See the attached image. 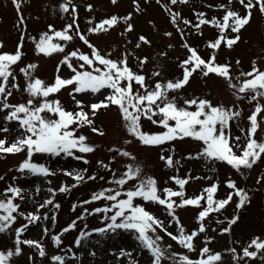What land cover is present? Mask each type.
Segmentation results:
<instances>
[{"label": "rangeland", "instance_id": "1", "mask_svg": "<svg viewBox=\"0 0 264 264\" xmlns=\"http://www.w3.org/2000/svg\"><path fill=\"white\" fill-rule=\"evenodd\" d=\"M65 0H21V9L26 20V31L23 33V47L21 51L23 56L21 60L13 66V72L16 77L15 83L19 84L20 90H12V95L8 99L10 104L26 103L30 97L24 91L27 81L20 69L29 64H36L38 67L34 72V76L45 81L46 84L54 83L55 78L59 75L61 78H70L73 73L66 65L61 66L57 73V66L67 53L79 50L82 53L91 55V49L87 47L78 37L70 42L54 40V43H61L65 46L64 53H53L51 56L37 54L33 39L39 40L41 35L48 32L49 25L56 31H61L69 23H72L71 13L64 14L61 12V4ZM77 8V20L80 32L85 34L89 41L96 46L102 55L108 56L113 60H120L123 54L128 53V65L133 71L139 72L147 77L149 86H154L157 81L167 82L175 81L182 78V68L180 63L185 60L189 53L184 47L187 43L195 48L198 53L207 60L212 53V49L207 47L209 41H215L219 35L216 27L204 25L199 32L183 23V20H189L195 25L198 18L195 13H204L206 19L217 18L222 21L225 14L220 6L225 5L233 11L240 13L241 16L246 14L245 9L238 3V0H232L229 4L228 0H189L188 4L171 5L170 0H118L113 4L111 0H72ZM91 5L92 10H88ZM137 5L139 10H137ZM164 6H168L172 11L180 14L178 21L179 28L184 30V38L182 39L176 25L171 22L169 13ZM131 15L128 22L133 26L131 32H126V24L118 23L107 33L94 34L88 29L102 22L104 19L116 16L124 18ZM91 21V23H89ZM19 23L17 10L12 0H0V41L4 47L0 48V52L15 53L17 46L21 40V28ZM202 32L203 34H199ZM123 33V35H122ZM165 33L172 35L166 36ZM51 34V33H50ZM74 35V32L72 33ZM237 33L231 30L225 32L228 38H234ZM240 40L232 49H228L223 44L216 53L217 63L231 64V74L233 77L240 76L241 72H249L252 70L253 61L261 71H264V15L258 9H253L250 23L245 26L240 33ZM146 37L150 42L149 45H143L139 48L136 44L139 37ZM166 53V55H164ZM137 57H147V64L142 69L137 61ZM237 60L240 61L237 64ZM73 66L81 63L76 58L72 59ZM160 72V76H153V72ZM243 79V77H241ZM13 81L9 79V85ZM235 82V81H234ZM74 86L62 89L59 93L51 95L49 100H59L62 107L71 112H77L75 100L69 94ZM107 94V90H102L97 95L90 93L77 94L75 99L84 102V111H89L88 105L98 102ZM169 96H175L178 105L183 106V99H191L193 97L206 98L213 105H223L226 108H233L240 111L239 118L231 122V135L233 137L240 136V144L245 143V137L241 129L247 131L249 128V116L252 114L256 102H249L247 98L237 99L227 83L214 75L207 78H201L199 73L193 75L189 84L178 92L169 93ZM39 104V100L36 101ZM264 105V98L259 100ZM7 112H0V128L8 127L9 133H0V139L7 138L8 144H11L20 135L16 122L7 123L4 120ZM54 118V117H53ZM264 118V112L258 116V121ZM94 124L105 132L104 136L97 135L90 128L84 127L77 131V135L86 136L87 143L95 146L93 153L80 154L89 163L75 160L71 157L53 158L45 154H34L33 162L43 164L50 168L55 175L33 176L27 172L18 171L20 165L27 158L26 150L18 154L0 153V199H5L2 195L4 191L11 185L22 189L23 199H17L15 203L19 204V212L27 215L28 213L37 214L41 220L29 225L21 236L22 240L38 241L44 248L46 255L41 258L35 247H29L21 244L22 254L14 256L10 264H53L52 257L62 256L65 258V264H129L130 260H134L137 264H152V257L149 252L142 248L140 243L135 239V234L118 230L116 233H109L106 236L93 234L87 240H82L79 247L76 246V240L81 232H91L105 226L106 221L102 223L103 213L96 215H86L84 219H79L85 209L91 213L94 209L104 207L110 202L101 200L89 204H83L84 201L90 200L93 193H98L106 188H116L117 185L109 183V181L119 178L126 170L127 165L140 166L142 176H151L157 181L159 189L171 188L179 190L178 186L172 181L171 177L179 175L185 178L190 175L191 179L185 186L186 198L200 196L205 188L213 184L219 185L217 192L214 194L216 200L227 199L232 189L226 187L229 179L236 183L238 188L247 191L250 202L244 207L238 209V197L232 196L231 202L219 212L212 213L204 222L207 228L205 233H201L193 241L196 251L188 252L175 241L171 240L164 232L157 230L158 235L163 237L160 242L161 248L166 250V254L171 256L172 253L187 255L193 260L200 258V249L207 246L212 253L222 254V264H264V260L260 256H264L262 251L258 257L253 260L243 258L238 262L233 259L232 248L242 255V250L248 247L250 242L259 237L264 241V157L251 170L242 169L237 172L226 163L214 162L205 163L203 159H185L188 155H195L200 151L202 144L193 141L190 138L185 140H177L171 144H164L159 147H148L141 145L138 141L130 137L121 120L120 113L116 107H110L107 110L101 109L95 116ZM143 131L148 133H160L164 129L153 125L151 121L141 120ZM75 127V125L73 126ZM258 141L264 142V123L256 134ZM125 140H132V143L125 144ZM7 146V145H6ZM118 147L132 153L136 159L121 157L116 152H110L109 148ZM174 148V153H170L168 149ZM173 155L174 161L180 163L175 168H168L165 162L160 159L161 155ZM239 154V151H237ZM115 161L110 163L111 171L101 167L98 163L103 161L109 164L112 158ZM86 170V171H85ZM65 171L82 172L85 176V182L78 187L71 188L68 193H60L61 186L67 185L71 187L75 181L67 175ZM115 173V176H113ZM95 175V180H88L87 177ZM103 177V179H101ZM196 177H202L196 179ZM138 181H131L129 185H125V189L134 186ZM39 189V191H37ZM49 189L56 190L54 203L60 205L59 209L49 205L44 208L39 206L50 198ZM123 198V197H121ZM179 202V198H175ZM135 203L143 204L147 211L161 220L168 232L178 235V227L176 222L170 217L166 210L153 203H144L136 200ZM203 204V201L201 202ZM73 205H77L73 211ZM82 205V206H81ZM39 209V211H37ZM200 208L185 207L177 209L176 215L183 224L186 233L190 234L199 228L197 216ZM55 214V222L52 219ZM45 215L48 219H44ZM108 215H111L109 213ZM238 216L239 219L231 225V232L221 234L222 230L229 227V221ZM73 221H76L74 230L64 232L61 235L62 243L57 247L52 237L62 233V230L68 227ZM217 221H221L218 223ZM28 223L23 216H17L15 224L7 233L0 234V251L15 248V229ZM45 228L48 229L45 233ZM211 239V243L205 245L206 239ZM171 245V248L168 246ZM71 249V251H68ZM121 250L131 253V257H120ZM250 251H255L250 248ZM94 252L95 256L90 253ZM73 254L75 259H73ZM118 257H120L118 259ZM31 258V259H30ZM149 258L148 260H146ZM162 264H172L171 260H163Z\"/></svg>", "mask_w": 264, "mask_h": 264}, {"label": "snow or ice", "instance_id": "2", "mask_svg": "<svg viewBox=\"0 0 264 264\" xmlns=\"http://www.w3.org/2000/svg\"><path fill=\"white\" fill-rule=\"evenodd\" d=\"M111 2L116 4L118 0H111ZM12 3L17 10L19 20L17 27H23L21 28V40L16 52H0V112H7L4 117L7 123H17L20 135L11 144H8L6 137L0 139V153L18 154L26 150L27 158L18 168L19 172H27L33 176L44 177L55 175L49 167L33 162L34 154H45L53 158L63 155L82 161L85 164L89 163L88 160L84 159L83 155H76V153H93L96 148L87 143L88 138L86 136L77 135V131L80 128L88 127L93 133L104 136L105 132L94 124L95 116L101 109L107 110L113 106L118 109L127 134L143 146L159 147L164 144H171L173 141H182L190 138L193 141L200 142L202 147L195 155H188L185 159H203L205 163L222 162L237 172H241L242 169L251 170L264 157V142L256 139V134L261 124L264 123V118L258 121V116L264 112V105L259 103V100L264 98V71H261L256 62L253 61L251 71L241 72L240 76L233 77L231 64H219L216 58V53L222 44L228 49H232L239 42L240 36L238 34L250 23L253 9H258L264 15V0H238V3L246 11L243 16L225 5H221V10L225 11L222 21L217 18L206 19L204 13H195L198 18V22L195 25L189 20H183L185 25L195 28L198 32L204 25L216 27L219 30L217 39L214 42L209 41L207 44V47L213 51L209 58L205 60L195 48L185 43L184 47L188 50L189 55L180 63V67L183 70L182 78L163 83L157 81L154 86H149L145 75L133 71L129 67L128 53L123 54L120 60L109 58L110 53L108 56L102 55L87 36L80 32L79 25L76 23L78 18L77 8L72 3V0H65L60 6L61 12L64 14L71 13L72 23L67 24L61 31H56L49 25L48 32L43 33L39 40L32 38L37 54H43L47 57L53 55V53H64L65 46L53 41L70 42L75 37H78L91 49V55L82 53L79 50L67 53L60 65L57 66V73H59L61 66L66 65L73 75L67 79L57 75L51 85L46 84L45 81L33 75L38 65L29 64L21 68L20 72L27 81L24 91L30 97L26 103L21 104H10L8 99L11 97L13 89L20 90L19 84L15 83L16 77L13 72V66L23 56L21 51L24 39L23 33L26 31L27 25L25 17L20 11L21 0H12ZM157 3H160V0H157ZM178 3L188 4L189 0H170L171 5ZM228 3L231 4L232 0H228ZM164 7L170 15L171 22L177 26L183 39L184 30L180 29L178 24L180 14L172 11L168 6ZM88 10H92L91 5L88 6ZM137 10H139L138 5ZM121 19L127 25L125 31L131 32L133 26L128 23L131 20V15L124 18L113 16L104 19L88 29V31L94 34L107 33L120 23ZM228 30H231L232 33H237V35L234 38H228L225 36V32ZM73 32L74 35L72 34ZM199 34L202 35L203 33L200 32ZM165 35L170 37L172 34L165 33ZM141 44L150 46L151 42L146 37L140 36L136 47L139 48ZM3 47V42L0 41V48ZM73 58H76L81 63L73 66L71 62ZM136 59L141 69L148 62L147 57H137ZM236 63L239 64L240 61L237 60ZM196 73H199L201 78L214 75L223 79L228 87L233 90V94L237 99L247 98L249 102H256V106L248 118L249 128L247 131L241 129L245 137L243 145L239 143L241 140L240 136L233 137L231 135V122L240 117V111L226 108L223 105H213L210 100L200 97L183 99V106H180L175 96H169V93L178 92L185 88ZM152 75L158 77L161 74L157 71L153 72ZM10 78L13 81L11 85H9ZM70 86L74 87H72L69 94L75 100L79 109L75 113L65 110L59 100L48 99L51 95L59 93L62 89ZM105 89L107 94L104 95L103 99L88 105L91 116H89V112L84 111V102L75 99L77 94L90 93L97 95ZM37 100H39V104L36 103ZM142 118L151 121L153 125L164 129V131L160 133L143 131ZM74 125L75 127H73ZM10 131L6 126L0 128V133H9ZM130 143H132V140H125V144ZM109 151L116 152L117 155L131 160L136 159L132 153L122 148L111 147ZM168 151L174 153L175 149L171 148ZM237 151H239V154H237ZM160 159L165 162L168 168H175L180 163L179 161H174L172 154L168 156L162 154ZM114 161L115 157L112 158L109 164H105L103 161L98 163L101 167L111 171L110 163ZM141 173L142 169L140 166L127 165L126 170L119 178L109 181V183L117 185L116 188H106L98 193H93L90 200L83 202V204H89L104 200L110 203L104 207L94 209L91 213L85 209L79 219H84L86 215L103 213L102 223L105 221L107 223H105L104 227L93 229L91 232H81L75 242L76 246L79 247L82 240H87L93 234L106 236L109 233H116L118 230H122L135 234V239L152 257V264H162L165 259L171 260L172 264H222V254L212 253L207 246L200 249V258L197 260L178 253H172L171 256L167 255L166 250L160 246L163 237L158 235L157 230L164 232L171 240L188 252H194L196 248L193 241L201 233L207 231L204 223L206 219L212 213L224 209L231 202L233 195L238 197L237 208L244 207L246 203L250 202L247 191L238 188L236 183L229 179L226 187L233 191L229 193L227 199L216 200L214 198V194L219 187L218 183L205 188L200 196L186 198L185 186L191 179L190 175L185 178H181L179 175L171 177L179 189L173 190L171 188L159 189L155 178L142 176ZM64 175L70 176L75 183L71 187L67 185L61 186L59 189L60 193H68L71 188L78 187L82 182H85V176L82 172L65 171ZM113 176H115V173H113ZM201 178L196 177V179ZM87 179L95 180L96 176L92 175L87 177ZM260 179H264V177L258 178L257 183L260 182ZM131 181L138 182L134 186L125 189V185H129ZM49 192L50 198L46 199L39 208L51 205L53 208L59 209L60 205L54 203V198L57 194L56 190L49 189ZM2 195L5 199H0V234L9 231L12 225L15 224L17 216H23L28 223L15 229V248L14 250L0 251V264H10L14 256L21 255V244L35 247L39 252V256L43 258L46 253L38 241L21 239L29 225L40 221L41 217L33 213L25 215L19 212L20 206L15 201L23 199L21 188L10 185ZM177 197L179 202L175 199ZM136 200L163 207L167 214L176 222L179 230L178 235L168 232L163 222L147 211L143 204L135 203ZM202 201L203 204L201 203ZM189 206L201 209L197 216L199 228L190 234L186 233L183 224L176 215L177 209ZM76 207L77 205H73V211H75ZM109 213L111 215H108ZM44 219H48V216L45 215ZM52 219L55 222V214H53ZM238 219V216L233 217L229 221V227L223 229L221 234H230L231 225L235 224ZM217 222L220 223L221 221ZM75 227L76 221H73L62 230L61 234L53 236L54 244L59 247L62 243L61 235L64 232L74 230ZM47 231L48 229L45 228V233ZM208 243H211L210 238L205 240V245ZM168 248H171V245ZM250 248H254L255 251H250ZM68 251H71V249ZM229 251L237 262L243 258L255 260L264 251V241L260 240L259 237L253 239L248 247L242 250V255L238 254L235 248ZM90 254L95 256L94 252ZM131 255V253L121 250L120 257H131ZM72 258H76L74 254ZM260 259L264 260V256H260ZM52 260L53 264H65V258L59 255L52 257ZM129 264H137V262L130 260Z\"/></svg>", "mask_w": 264, "mask_h": 264}, {"label": "trees", "instance_id": "3", "mask_svg": "<svg viewBox=\"0 0 264 264\" xmlns=\"http://www.w3.org/2000/svg\"><path fill=\"white\" fill-rule=\"evenodd\" d=\"M149 258H147L146 260H148Z\"/></svg>", "mask_w": 264, "mask_h": 264}]
</instances>
